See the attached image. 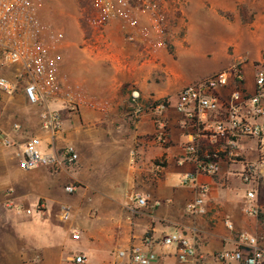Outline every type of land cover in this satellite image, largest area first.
<instances>
[{
	"label": "crops",
	"instance_id": "0c3cea01",
	"mask_svg": "<svg viewBox=\"0 0 264 264\" xmlns=\"http://www.w3.org/2000/svg\"><path fill=\"white\" fill-rule=\"evenodd\" d=\"M187 2V44L188 30L198 27L202 36L210 28L225 56L227 48L245 42L237 32L245 11L257 13L251 26L264 31V0ZM147 25L142 13L118 14L100 26L95 40L84 41L83 48L76 37L56 49L62 88L83 98L74 108L63 99L31 105L22 90L13 95L0 91V132L10 141L9 146L0 141V264H76L73 258L79 255L84 264H109L116 251L131 246L155 251L154 264H181L173 247L143 243L146 237L157 241L175 231L197 250V258L186 264H237L219 262L214 255L235 250L240 234L258 238L264 248V224L247 212L255 207L264 215V187L257 201H249L237 175L239 164L221 161L215 175L197 174L195 163L184 158L193 129L182 126L184 117L175 103L185 87L179 84L177 55L188 46L168 55L163 37L142 36ZM262 51L258 48L257 54ZM225 60L224 68L194 82L226 69ZM244 77L251 90L250 66ZM162 100L164 109L158 103ZM45 107L61 121L54 139L40 127ZM162 123L168 130L163 143L158 139ZM33 136L47 152L50 146L56 151L72 146L77 162L57 172L23 169L22 149ZM245 153L250 158L254 154ZM70 184L78 186L76 191L62 197L61 185ZM137 197L146 205L139 206ZM199 198L202 204L189 212L187 206ZM74 233L78 239H72Z\"/></svg>",
	"mask_w": 264,
	"mask_h": 264
},
{
	"label": "built area",
	"instance_id": "2783aa9c",
	"mask_svg": "<svg viewBox=\"0 0 264 264\" xmlns=\"http://www.w3.org/2000/svg\"><path fill=\"white\" fill-rule=\"evenodd\" d=\"M97 14L95 26H102L117 16L133 17L144 14L148 27L142 36L154 39L163 37L165 29V10L157 0H89ZM37 0H0V91L13 95L22 90L31 105L45 106L47 102L63 99L70 107L77 106L83 99L80 93L71 94L62 88L57 74L53 53L57 43L52 32L44 28L37 15ZM118 6V8H117ZM119 10V12H117ZM155 49L156 45L152 44ZM252 68L253 87L249 90L245 84V69ZM11 68L12 78L1 73L4 68ZM133 96L135 93H132ZM164 109V103H160ZM175 109L184 117L183 127L193 129L191 139L185 147V159L195 163L196 173L215 175L221 161L239 164L241 170L237 175L247 188L246 198L257 201L259 192L264 187V60L249 62L240 57L228 68L194 82L177 94ZM40 127L52 139L61 132V121L56 111L45 107L41 115ZM17 130L18 125H13ZM160 142H166V125L161 124L158 133ZM0 141L5 146L10 141L0 132ZM253 151L250 158L245 153ZM78 160L72 146L61 151L43 150L42 140L30 137L22 149L21 167L31 170L39 167L57 172L71 168ZM192 178V177H191ZM76 184L66 185L64 191L72 194ZM205 187H201L204 193ZM135 202L145 206L146 201L137 197ZM202 199H197L187 206L189 212H195ZM36 211L40 212L37 207ZM248 213L258 215L257 208L252 207ZM31 215L30 209H25ZM67 213L65 214V216ZM73 238H78L77 233ZM143 243L162 247H173L181 264L197 258V250L187 236L175 231L160 237L157 241L146 237ZM116 259L109 264H154L158 255L153 250H143L131 246L128 250H118ZM219 262L237 264L264 263V248L258 238L240 234L238 247L232 251H221L214 255ZM76 264H84L82 255L75 256Z\"/></svg>",
	"mask_w": 264,
	"mask_h": 264
},
{
	"label": "rangeland",
	"instance_id": "374dc122",
	"mask_svg": "<svg viewBox=\"0 0 264 264\" xmlns=\"http://www.w3.org/2000/svg\"><path fill=\"white\" fill-rule=\"evenodd\" d=\"M157 1L162 3L165 10L164 51L173 56L176 48L180 50L186 45L188 46V49L180 50L177 55V71L182 75L179 84L186 87L197 78L224 68L225 56L229 59L228 66L240 57H246L249 62L253 63L264 60V51L257 54L258 48H264V31H258L254 26H251L257 13L253 11L241 12V25L237 32L241 40H245V42L241 41L238 48L232 46L227 48L224 56L222 45L219 40H213L210 28L205 29L202 36L198 27L188 30V44L186 43L189 25L187 19L188 0ZM36 7L38 18L44 28L54 35L57 49H61L67 42L74 43L76 37L81 39L78 47L83 48L84 41H93L101 33V28L93 23L97 14L92 9L89 0H37ZM251 32L254 33L251 35ZM11 68L15 69V67H7L1 73L11 72ZM61 190L62 197L71 196L64 191V185H61ZM72 239L76 238L72 237ZM70 243L73 244V242Z\"/></svg>",
	"mask_w": 264,
	"mask_h": 264
},
{
	"label": "trees",
	"instance_id": "16d2710c",
	"mask_svg": "<svg viewBox=\"0 0 264 264\" xmlns=\"http://www.w3.org/2000/svg\"><path fill=\"white\" fill-rule=\"evenodd\" d=\"M82 22H83V21H82ZM82 25L84 26L83 23H82ZM161 102L165 103V100L159 101L158 103H161ZM257 218H258V220H259L262 224H264V215L258 214V215H257Z\"/></svg>",
	"mask_w": 264,
	"mask_h": 264
}]
</instances>
